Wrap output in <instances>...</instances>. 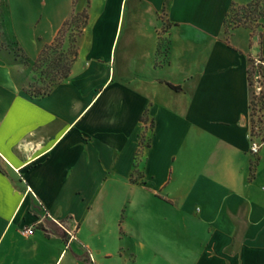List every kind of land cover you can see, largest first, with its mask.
<instances>
[{"label": "crops", "instance_id": "crops-1", "mask_svg": "<svg viewBox=\"0 0 264 264\" xmlns=\"http://www.w3.org/2000/svg\"><path fill=\"white\" fill-rule=\"evenodd\" d=\"M139 1L125 66L129 0H90L71 74L45 96L25 90L32 64L88 0L7 3L0 264H264V17L257 33L227 30L253 0Z\"/></svg>", "mask_w": 264, "mask_h": 264}, {"label": "rangeland", "instance_id": "rangeland-1", "mask_svg": "<svg viewBox=\"0 0 264 264\" xmlns=\"http://www.w3.org/2000/svg\"><path fill=\"white\" fill-rule=\"evenodd\" d=\"M78 1L79 0H73L75 5L78 3ZM89 1L90 0H88L86 6L83 9H75L73 14H80L77 17V20L65 30L63 36L61 37V41L55 45V48L50 49L46 52L43 60L40 61L38 64V69L33 75V80L27 86H25V88H27L30 84H35L36 86H39L41 88L45 87V84H49L50 82H52V77H55L53 76V74L60 75L62 69H64V65H66L71 59H73L72 52L73 50H75L76 47L78 48L79 52V41L82 35L85 33L87 27L84 29L83 32H81L79 31L80 29L78 26H80L83 20L85 19L84 15H82L84 10L88 11L89 13ZM7 3H9V0H0V34L3 33L5 27L8 30V28L10 29L11 26L9 22V12ZM239 6L236 7L235 11H233L232 13L231 26L235 24L247 27L249 26L253 29L254 32L257 33L262 24V18L264 17V1L261 0L260 3L257 5L254 3L253 0L247 5H243L244 8ZM147 16L148 11L146 10V7L143 2L139 0H129L127 12L125 13L124 32L121 38L119 53L116 59V64H118L119 68H123L125 66V57L120 52H122V49L124 47L127 33L134 32L135 34L143 32V28L140 24V21L146 18ZM41 17L42 15H39V21L41 20ZM133 18L135 19V21H133ZM10 45L14 49L19 48L15 44V42ZM256 71L262 72L261 66H259L258 68L253 64L251 67V77L254 92L253 106L256 108V110H258L262 101V97L257 94V83L255 82ZM34 78H37L38 81L35 82Z\"/></svg>", "mask_w": 264, "mask_h": 264}, {"label": "trees", "instance_id": "trees-1", "mask_svg": "<svg viewBox=\"0 0 264 264\" xmlns=\"http://www.w3.org/2000/svg\"><path fill=\"white\" fill-rule=\"evenodd\" d=\"M260 1H261V0H254V3L258 5V4L260 3ZM263 1H264V0H263ZM238 6H239V4H236V3H235V4H233V6H232V8H231V12H230V15H229V20H227V22H226V28H227V30H228L229 27L231 26V17H232V13H233V11H235V8L238 7ZM239 7H243V8H244L243 5H241V6H239ZM79 15H80L79 13H75V14H73V15L71 16V18L67 19V20L63 23L62 27L60 28V30H59L57 36L55 37L54 41H53L51 44H48V45H46V46L43 48V50H42V52L40 53V55H39V57L37 58V60L32 64V68H33V71H34L35 73H36V71H37V69H38V64H39V62L43 60V58H44L46 52H47L48 50H50V49H54V48H55V45L61 41V37L63 36V33L65 32V30H66L69 26H71V25L77 20V17H78ZM82 15H84L85 19L83 20L82 24H81L80 26H78L79 29H80L79 31H81V32H83L84 29L88 26V24H89V19H90V16H89L88 11L84 10V12H83ZM233 26L236 27V26H241V25L235 24V25H233ZM246 27H247V26H246ZM248 27H249V26H248ZM249 28H251V27H249ZM251 29H252V28H251ZM73 41H76V40H73ZM14 53H15V56H16L17 58L21 59L22 62H23L24 64H26V65H29V64H30L28 57L25 55V53H23V52L21 51L20 48H16V49H14ZM78 54H79V52H78V48L76 47L75 50H73V52H72L73 59H71L66 65H64V69H62V72L60 73V75H58V74H53V76H55V77H52V79H51L52 82H50L49 84H45V87L41 88V87H39V86H36L35 84H30L27 88H25V90H26L28 93H30L31 95H33V96H45V95L50 94V93L53 91V89H54L58 84H60L61 82H63L65 79H67V78L70 76V74H71V70H72V67H73V64H74L75 60L77 59ZM251 67H252V66H251ZM49 73H50V72H49ZM250 74H251V71H250ZM34 81L37 82V81H38L37 78H34ZM168 84H169L173 89H175V90H181V86H175V85H173V84H171V83H168ZM251 84H253V82H252V78H251ZM256 113H257V110H256V108L253 106V107H252V114H253V116H254ZM143 121H146V119L143 118ZM253 176H254V173H253V171H252V169H251V177H253ZM51 228H52V230H53L55 233L60 234V235L63 237V239H64L65 241H68V238H67L66 234H65L63 231H61L56 225H54V224L51 225Z\"/></svg>", "mask_w": 264, "mask_h": 264}, {"label": "built area", "instance_id": "built-area-1", "mask_svg": "<svg viewBox=\"0 0 264 264\" xmlns=\"http://www.w3.org/2000/svg\"><path fill=\"white\" fill-rule=\"evenodd\" d=\"M259 63H260V61H256V65L258 66L259 65ZM260 79H261V75H260V73H258V75L256 76V83H257V86H256V88H257V94H259L260 92H262V90H263V87H262V85L260 84ZM262 127L264 128V123H263V125H262ZM258 128H260V126H257L256 127V129H258ZM260 148H261V143H259V142H257V141H253L252 142V146H251V151L253 152V153H258L259 152V150H260ZM65 228V227H64ZM33 230H34V228L33 227H26V228H24L23 229V233L24 234H30V233H32L33 232ZM65 230L68 232V234H69V240H71L72 238H73V233L71 232V231H69L67 228H65Z\"/></svg>", "mask_w": 264, "mask_h": 264}]
</instances>
